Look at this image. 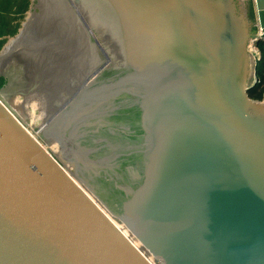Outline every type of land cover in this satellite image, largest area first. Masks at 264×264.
I'll return each instance as SVG.
<instances>
[{"label": "water", "instance_id": "95a60500", "mask_svg": "<svg viewBox=\"0 0 264 264\" xmlns=\"http://www.w3.org/2000/svg\"><path fill=\"white\" fill-rule=\"evenodd\" d=\"M262 37L264 0H0V264H264Z\"/></svg>", "mask_w": 264, "mask_h": 264}, {"label": "trees", "instance_id": "16d2710c", "mask_svg": "<svg viewBox=\"0 0 264 264\" xmlns=\"http://www.w3.org/2000/svg\"><path fill=\"white\" fill-rule=\"evenodd\" d=\"M258 46L259 47L263 46L262 56L257 64V69H258L257 73L260 81L257 82L249 90V94L251 98L261 100L264 97V43L260 41L258 42Z\"/></svg>", "mask_w": 264, "mask_h": 264}, {"label": "rangeland", "instance_id": "374dc122", "mask_svg": "<svg viewBox=\"0 0 264 264\" xmlns=\"http://www.w3.org/2000/svg\"><path fill=\"white\" fill-rule=\"evenodd\" d=\"M253 3H254V1H253ZM254 9H255V7H254ZM256 15V14H255ZM261 42H263L264 43V41H261ZM252 39L248 42V46H247V49L249 50V51H251L252 52V54H253V61H254V59L256 60V62L258 63L259 62V57H261L262 56V52H263V46H261V47H257V49L255 48V43H252L253 44V46H252ZM256 51H257V53H256ZM256 69H257V67H256ZM257 71H258V69H257ZM260 80H259V77H258V73H257V82H259ZM263 99V98H262Z\"/></svg>", "mask_w": 264, "mask_h": 264}, {"label": "built area", "instance_id": "2783aa9c", "mask_svg": "<svg viewBox=\"0 0 264 264\" xmlns=\"http://www.w3.org/2000/svg\"><path fill=\"white\" fill-rule=\"evenodd\" d=\"M260 41H264V37L260 38V39H259V42H260ZM253 42L255 43V45H254L255 48H257V47H258V45H257V43H256L257 41H256V40H253Z\"/></svg>", "mask_w": 264, "mask_h": 264}, {"label": "bare ground", "instance_id": "6f19581e", "mask_svg": "<svg viewBox=\"0 0 264 264\" xmlns=\"http://www.w3.org/2000/svg\"><path fill=\"white\" fill-rule=\"evenodd\" d=\"M260 35H261V33H260V31H259V36H260ZM252 43H254V42L252 41ZM252 43H251V44H252ZM252 46H253V44H252ZM256 49H257V48H256ZM256 53H257V51H256Z\"/></svg>", "mask_w": 264, "mask_h": 264}, {"label": "flooded vegetation", "instance_id": "af4514ba", "mask_svg": "<svg viewBox=\"0 0 264 264\" xmlns=\"http://www.w3.org/2000/svg\"><path fill=\"white\" fill-rule=\"evenodd\" d=\"M248 6H249V7L251 6L250 3L248 4ZM249 7H248V8H249Z\"/></svg>", "mask_w": 264, "mask_h": 264}]
</instances>
